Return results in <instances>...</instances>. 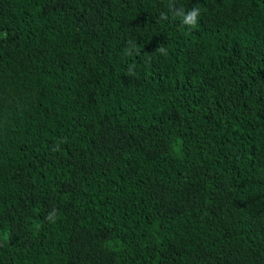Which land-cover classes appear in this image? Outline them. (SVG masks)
Listing matches in <instances>:
<instances>
[{"label": "trees", "instance_id": "16d2710c", "mask_svg": "<svg viewBox=\"0 0 264 264\" xmlns=\"http://www.w3.org/2000/svg\"><path fill=\"white\" fill-rule=\"evenodd\" d=\"M0 264H264V0H0Z\"/></svg>", "mask_w": 264, "mask_h": 264}]
</instances>
